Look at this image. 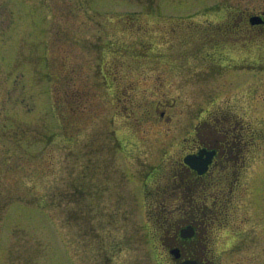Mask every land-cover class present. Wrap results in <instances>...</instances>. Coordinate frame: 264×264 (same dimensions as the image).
Returning a JSON list of instances; mask_svg holds the SVG:
<instances>
[{
    "label": "rangeland",
    "instance_id": "obj_1",
    "mask_svg": "<svg viewBox=\"0 0 264 264\" xmlns=\"http://www.w3.org/2000/svg\"><path fill=\"white\" fill-rule=\"evenodd\" d=\"M234 9L264 0H0V264H175L201 220L157 210L181 207L182 139L222 109L264 131V47ZM205 193L220 218L184 258L264 264V143Z\"/></svg>",
    "mask_w": 264,
    "mask_h": 264
},
{
    "label": "flooded vegetation",
    "instance_id": "obj_2",
    "mask_svg": "<svg viewBox=\"0 0 264 264\" xmlns=\"http://www.w3.org/2000/svg\"><path fill=\"white\" fill-rule=\"evenodd\" d=\"M253 17H259L260 19L252 22ZM228 30L234 37L236 35L244 37V44L246 46L259 41L260 46L264 47V9L257 12L235 10L233 16L228 20ZM162 117H164V113H162ZM210 124H212L210 126L211 129L204 130V126H209ZM201 126H203L202 129L200 128ZM257 140L264 143V131L262 129L252 131L249 126L234 117L233 113L229 110H219L212 115L211 120L200 122L193 132L184 137L180 142L186 145V148L183 150L188 151L180 163V174H178V178H175L182 183L177 187L171 186L170 188L172 190L179 188L177 189L178 193L174 192V195H179V200L182 201L181 207L178 206L176 211H171L167 207L168 204L164 203L157 209L159 214L167 216L168 214L173 215V212L179 214H184L185 212L188 217L202 218L204 206L207 207L209 212L213 213L211 208L206 206V202L205 204L203 202L200 203L195 195L201 193V198H204V190L214 186L218 182L223 183L228 181L236 188L239 179L244 174L245 169L248 168L252 147L255 146ZM202 149L212 152L213 160L208 172L200 176L184 162V158L187 155L198 154ZM188 175H191L190 181L188 180ZM209 179L212 181L206 182ZM213 179H216V181ZM155 188L153 190L154 195L158 193ZM169 190L167 186L162 193L159 192L158 194L161 193L164 197L165 195L172 197L173 194H169L172 191L170 190L171 192H169ZM195 221L189 220V224H187V226H193L196 230V235L192 239H183L179 232V235L175 234V238L172 240V246L174 245L172 248H179L183 258L184 254L179 245L198 240L199 238L197 235V224L199 222ZM207 264L210 263L207 262Z\"/></svg>",
    "mask_w": 264,
    "mask_h": 264
},
{
    "label": "water",
    "instance_id": "obj_3",
    "mask_svg": "<svg viewBox=\"0 0 264 264\" xmlns=\"http://www.w3.org/2000/svg\"><path fill=\"white\" fill-rule=\"evenodd\" d=\"M254 20H258V18H254ZM213 154V153H212ZM212 154L206 152V150H201L199 156H188L185 158V163L191 166L192 169L198 171L199 174H204L207 172L209 164L212 161ZM207 155V158H205ZM195 232L193 228H189L187 230L182 231L183 238H192ZM171 255H173L174 260L177 261L176 264H204L198 260L187 259L183 261H179L181 259V251L178 248L171 250Z\"/></svg>",
    "mask_w": 264,
    "mask_h": 264
},
{
    "label": "trees",
    "instance_id": "obj_4",
    "mask_svg": "<svg viewBox=\"0 0 264 264\" xmlns=\"http://www.w3.org/2000/svg\"><path fill=\"white\" fill-rule=\"evenodd\" d=\"M75 98L73 96H71V109L74 111V105L72 104L74 102ZM214 212L210 215V218L207 222H211V223H216L215 221L217 220L216 218H220V214H216V215H213ZM203 232V235H204V231ZM202 232H199L198 234H201Z\"/></svg>",
    "mask_w": 264,
    "mask_h": 264
}]
</instances>
